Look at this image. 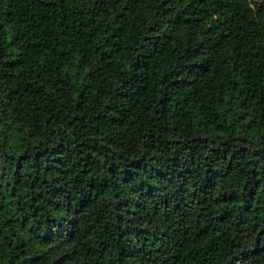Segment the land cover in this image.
<instances>
[{
    "label": "trees",
    "instance_id": "trees-1",
    "mask_svg": "<svg viewBox=\"0 0 264 264\" xmlns=\"http://www.w3.org/2000/svg\"><path fill=\"white\" fill-rule=\"evenodd\" d=\"M0 264H264V0H0Z\"/></svg>",
    "mask_w": 264,
    "mask_h": 264
}]
</instances>
